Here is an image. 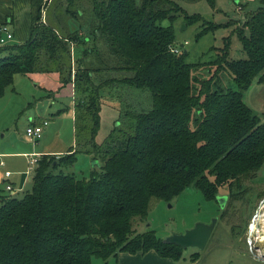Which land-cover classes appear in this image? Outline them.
Segmentation results:
<instances>
[{"label":"trees","instance_id":"16d2710c","mask_svg":"<svg viewBox=\"0 0 264 264\" xmlns=\"http://www.w3.org/2000/svg\"><path fill=\"white\" fill-rule=\"evenodd\" d=\"M205 1L215 8V0ZM259 1L234 29L244 58L229 57L231 38L225 36L213 60L188 63L187 52L171 51L176 18L202 21L196 38L222 24L188 13L178 0H65L55 4V12L47 0H30L29 38L0 47L6 52L0 58V96L17 74L58 72L62 85L73 83L75 146L57 156L42 154L22 197L0 194V264H92V257L150 249L160 257H181L178 245L153 230L134 233L133 221L146 217L151 198L170 200L190 185L216 200L220 186L240 189L241 180L253 179L264 163V120L251 117L243 99L254 79L264 82V0ZM85 3L94 26L60 33L54 22L58 8L75 17ZM77 46L79 56L73 53ZM221 72L236 90L221 84ZM107 88L119 102L122 92L146 90L151 105L142 109L125 97L99 142ZM78 152L98 160L101 170L88 178L63 173ZM240 191L230 196L238 198Z\"/></svg>","mask_w":264,"mask_h":264},{"label":"rangeland","instance_id":"374dc122","mask_svg":"<svg viewBox=\"0 0 264 264\" xmlns=\"http://www.w3.org/2000/svg\"><path fill=\"white\" fill-rule=\"evenodd\" d=\"M62 1L65 0H51L49 8L53 7L52 12H55L53 10L56 7L55 4L59 5ZM243 1L247 2L248 10L260 5L259 0ZM178 2L188 13H199L206 21L222 24L196 38V34L202 28V21L185 23L182 14L176 18L173 23V44L181 51L187 52L186 62L197 63L213 60L218 48L223 45L225 36L231 38L229 57L232 59L245 57L234 31L241 25L239 21L245 14L237 8L240 1L215 0V8L210 7L205 0H178ZM44 8L41 10V21L46 23L44 21L46 8ZM79 8H81L79 14L75 17L62 14L58 8L60 15L54 22L60 33L88 30L94 26L96 19L90 6L85 3ZM48 16L51 17V13ZM162 23L168 24L169 22L165 20ZM4 42L0 46L19 43L15 39L11 41L5 39ZM77 50H80L79 46L73 49V53L76 52L75 55L78 53ZM76 67L75 64L74 69ZM200 75H203V72H200ZM219 77L221 84L234 90L237 89L226 72H221ZM54 83V75L50 73L17 74L13 85L8 86L5 93L0 96V152H2L0 159L6 161L5 166H0V171L9 170L10 181H14V189L18 188L25 170H29L27 154L38 152L45 145L54 150H63L74 144L72 109L75 108V95L72 94L69 86L57 89L56 85L53 86ZM107 90L108 88L102 90L100 126L96 135V140L99 142L106 138L114 126L118 118V107L126 100L125 97L129 98L128 104H135L142 109H149L151 105L150 95L146 90L132 93L128 91L126 95L122 92L120 102L114 90L110 92ZM243 99L250 109L257 113L259 120L263 121L264 82L254 79L249 88L243 92ZM58 108L62 110L60 114H56ZM43 118L49 121L44 129V133H47L46 137L42 136L38 141L29 140L25 133L27 125L34 119L43 120ZM94 161L96 162L88 153L78 152L74 164L64 167L62 172L78 178H88L92 170H101L100 162L97 160L98 163L94 164ZM30 188L31 182L26 180L22 190L16 189L10 195L20 198ZM243 189L247 190L244 192ZM239 190L242 191L238 194V198L230 196L231 193ZM232 191L227 185L218 188L217 195L226 196V202L222 206L217 199H206L191 185L170 200L153 197L150 200L146 217L133 221L134 233L153 230L158 238L165 241L172 234L182 233L198 222L209 223L212 218H216L217 221L205 247L202 250L194 247L182 249L181 257L176 260L172 259L173 264H264V258L259 256L260 250L255 248L252 251L249 245V236L254 241L255 237L261 236H259L260 231L264 232V163L253 179H242L240 189ZM7 192L9 191L4 189L0 183V194H7ZM252 220L255 229L251 235ZM255 243L256 241L254 245ZM195 252H198V257L191 259L192 253ZM115 256H110L106 260L92 257V264H104L105 262V264H119Z\"/></svg>","mask_w":264,"mask_h":264},{"label":"crops","instance_id":"0c3cea01","mask_svg":"<svg viewBox=\"0 0 264 264\" xmlns=\"http://www.w3.org/2000/svg\"><path fill=\"white\" fill-rule=\"evenodd\" d=\"M50 1L51 0H47L46 6L49 5ZM238 1H240L241 4L243 3L245 7H243V8L237 7V8L239 10L243 11V13L245 11H248L247 2L243 1V0H238ZM244 16H242V20L241 21L244 20ZM44 21H46L45 18H44ZM30 26H31V5H30V0H0V44L5 43L4 42L5 41L4 38H6V33L3 32L4 30H6L9 33H11V38L8 39V40L11 41V40L15 39V41H18L19 43L24 42L30 36ZM3 28H5V29H3ZM0 47H2V46H0ZM77 52H78L77 54L79 56L80 55V51L77 50ZM5 54H6V52H4V51L1 52L0 53V58H2ZM31 73H42V74L50 73V74L54 75V79H55V83H54L53 86L56 85L57 89H59L61 87H64V86H69L71 91H72V94H74L73 93L72 83L70 82V83H68L66 85H62L61 82H60L59 73H57V72H30V73H26V74H31ZM13 83H14V80H13ZM13 83H12V85H13ZM49 95H51V94H49ZM48 99H49V97H48ZM46 103H48V101ZM72 110H73V116L72 117H73V124H74L75 108L72 109ZM61 111L62 110L60 108H58V110L56 111V114H60ZM43 119H45V118H43ZM46 120H47V118H46ZM39 121L40 120H36V119L32 120V122H34V123H38ZM32 122H30V123H32ZM48 124H47V126H48ZM73 127H74V125H73ZM44 129H43V132H42L41 136L38 139L34 140V141H38L40 138H42V136L46 137L47 133H44ZM27 138L29 140H32L29 137H27ZM73 142H74V144L69 145L66 149H63V150H61V149L54 150V149L48 148L45 145L44 147L41 148L40 151L38 150L39 153L38 152H33V153L36 154L37 157H39V158H40V156L42 154H51V155H56V156L57 155H61V154L66 153L71 147L75 146V139H73ZM1 153L2 152H0V154ZM23 153H25V151H23ZM33 153H31V154H33ZM28 155H30V154L26 155L27 162H28ZM1 157L2 156L0 155V158ZM5 165H6V161L0 159V166L3 167ZM5 171H9V170H4V171L1 170L0 171V183L2 184V187H4V189H5V185L6 184H9L12 187V192L11 191L7 192V194L14 193L16 189L18 191L22 190L24 188V186H25L26 180L31 181V177H32V174H33V173H27L28 169L25 170V172L22 175V179H21V182H20L18 188L14 189V187H13L14 186V181H12V182L10 181L11 173H10V175L5 176ZM2 194H5V193H2ZM115 257L118 259L119 264H153V263L154 264L155 263H159V264H173L172 263L173 261H172L171 258L160 257L155 252V250H153V249H150V250H148L145 253H141V252L129 253V252L122 251V252H119L117 254V256H115ZM191 259H193L192 255H191ZM146 260H149L150 262L146 261Z\"/></svg>","mask_w":264,"mask_h":264},{"label":"water","instance_id":"95a60500","mask_svg":"<svg viewBox=\"0 0 264 264\" xmlns=\"http://www.w3.org/2000/svg\"><path fill=\"white\" fill-rule=\"evenodd\" d=\"M257 113L251 110V117H254ZM97 164L98 161H94V164ZM217 201L220 205H224L226 202V196H216ZM217 219L212 218L209 223L198 222L192 228L185 230L182 233L172 234L167 237L164 242L178 245L181 249H185L188 247H194L199 250H202L215 226ZM255 229V227H254ZM254 229H251V235L254 233ZM263 231H260V237H256L255 248L260 250L259 256L264 258V235Z\"/></svg>","mask_w":264,"mask_h":264},{"label":"built area","instance_id":"2783aa9c","mask_svg":"<svg viewBox=\"0 0 264 264\" xmlns=\"http://www.w3.org/2000/svg\"><path fill=\"white\" fill-rule=\"evenodd\" d=\"M238 6V5H237ZM240 8V7H239ZM5 29V28H3ZM11 38V33L7 32L6 33V38L5 39H10ZM171 51L173 52H178L179 48L176 46H171ZM48 124V121L46 119L40 120L38 123H30L27 127H26V136L29 137L32 140H36L38 139L42 132L43 129L45 128V126ZM39 157H37L36 154H30L28 155V165H29V170L27 171V173H33L35 166L37 165ZM10 175L9 171H5V176ZM5 189L7 191H11L12 192V187L9 184L5 185ZM255 239L254 241L251 240L250 236H249V245H250V250L253 251V249H255V245H254Z\"/></svg>","mask_w":264,"mask_h":264},{"label":"bare ground","instance_id":"6f19581e","mask_svg":"<svg viewBox=\"0 0 264 264\" xmlns=\"http://www.w3.org/2000/svg\"><path fill=\"white\" fill-rule=\"evenodd\" d=\"M263 214V213H262ZM260 217V216H259ZM257 219V218H256ZM254 220V219H253ZM252 220V224H251V226H250V228L251 229H254V227H255V224H254V221ZM264 220V219H263ZM264 229V228H263ZM263 231V230H262ZM259 232V231H258ZM257 235V234H256ZM259 236H260V234H259ZM256 238V237H255Z\"/></svg>","mask_w":264,"mask_h":264}]
</instances>
